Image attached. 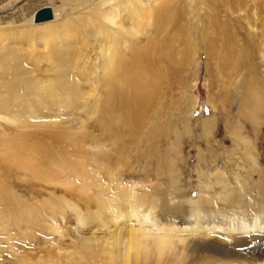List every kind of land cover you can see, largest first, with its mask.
<instances>
[{
  "label": "rangeland",
  "instance_id": "rangeland-1",
  "mask_svg": "<svg viewBox=\"0 0 264 264\" xmlns=\"http://www.w3.org/2000/svg\"><path fill=\"white\" fill-rule=\"evenodd\" d=\"M125 1L0 0V63H21L23 74L42 80L50 78L46 63H59L64 54L76 58L75 63H84L88 71L93 64L102 63V36L88 33L84 37L80 33L81 39L67 47L55 41L51 28L75 16L77 20L85 19L86 32L92 31L87 20L92 21L93 9L116 5L120 7L117 22L129 25L130 1ZM145 2L148 8L166 2L173 8V23L156 30L153 15H147L138 33L140 46H156V63L152 66L158 69L155 73H141V81L156 94L142 141L134 142L136 138L125 132L119 144L121 132L116 127L121 125L115 121L113 133L100 127L102 102L86 92L56 118L51 110L44 109L45 114L53 116L18 121L10 111L0 109V187L1 194L10 197L0 196V264H112L111 246L118 241L114 251L119 257L131 227L157 232L150 222L138 220L133 209L158 218L165 227L176 224L185 229L178 230L180 235L188 237L187 229L195 221L191 219L194 214L190 199H204L210 192L209 198L220 204L223 186L244 187L251 194L250 188L256 191L264 183V91L260 88L253 93V105H243L244 69H235L240 55L242 60L255 62L254 81L262 80L264 90V0ZM46 7L48 18L50 11L60 17L37 24L35 14ZM211 24L221 25L235 41L227 47L228 52L224 51L234 54L230 62L221 59L226 56L220 52L224 49V33L216 32ZM205 35L211 37L221 60L208 51ZM127 45L129 48V41ZM127 49L125 55L130 56ZM99 82L105 89L103 78ZM89 86L86 82L83 88ZM34 99L35 96L25 101ZM36 130L39 134H73H65L61 143H54L61 148L56 150L59 153L55 160H50L49 142L29 148L27 154L36 156L34 162L46 155L48 165L41 168L43 174L25 169L9 151L10 139L22 144L14 137L17 133ZM74 137H79L80 142H75ZM65 163L70 169L63 166ZM88 172L95 177L91 179ZM214 172L222 174L225 185ZM108 204L118 208L121 216L114 218V213L109 212L98 216L96 212ZM213 231L196 233L194 238L197 257L208 255L202 264L222 262L211 250L214 247L235 250L233 239L223 236L219 229ZM167 254L159 259L153 257L149 264H169L173 257ZM117 255L114 264H123ZM258 256L257 263L264 264V251ZM246 260V264H253L249 258Z\"/></svg>",
  "mask_w": 264,
  "mask_h": 264
},
{
  "label": "bare ground",
  "instance_id": "bare-ground-1",
  "mask_svg": "<svg viewBox=\"0 0 264 264\" xmlns=\"http://www.w3.org/2000/svg\"><path fill=\"white\" fill-rule=\"evenodd\" d=\"M126 1H130V7L128 9L129 14L127 16L129 18V25H126L125 21L121 24L117 22L120 7L116 5L109 9L106 8L108 6L104 9H93L91 16L92 21L87 20L92 31L86 32L85 19L77 20L75 16L72 17V21L65 24L60 23V25L51 28L56 36L55 41L67 47L71 42H78L79 38L81 39L80 33H82L84 37L87 36L88 33V36L90 34L95 37L102 36V39H100V41L103 40L102 42H104V44L101 43L102 47L100 48V59H102V63H100V65L99 63L93 64V66L91 65L92 67L87 69L88 71L85 70L84 63H75L76 58H68L64 54H62L63 56L60 58L57 57V59L59 58V63H46V65L49 66L46 71H50V78L46 77L42 80L36 78L37 76L32 78L26 73L23 74L22 71H24V69L21 67V63H13V65H11V63H0L2 64V70H0V109H7L11 112L12 118L18 121H28L30 118L35 119L38 116L40 117V115L45 118L44 115H46V117H51L56 114L54 116L56 118L58 114H64L63 111L66 107V109L71 108L76 99L81 95H86V92L87 95H93L102 102L101 109H104V111L102 117L99 119V123H101L99 124L100 127L109 129V132L113 133L116 131V129L114 131L113 127L116 121L118 122L117 124L122 126L116 127L117 131L121 132L118 138L119 144V139L123 138L126 133H128L131 138H136L134 142L140 141L148 121L147 117L156 99V97L154 99L156 95L155 91L149 89L146 83L141 81V73L145 71L154 72L156 69L152 66L153 63H156V46L152 43L145 46L142 44L143 46H140L138 44V33L141 30L140 26L142 27L143 25V20H145V17H148L147 15H153L152 19L155 27L154 29L156 30L164 29L170 22L173 23V8L168 6L166 2L157 7L151 5V8H148L145 7V0ZM48 12V7L37 11L34 19L37 24L43 23L42 20L52 19L51 21H55L56 18L60 17L56 13H53V11H50V17L45 18L46 15H49ZM52 14L54 16H52ZM211 26L216 32L218 30V32L224 33V39L221 42V45H224V49L220 52H223L222 54L224 56L226 54V56H221V59H225L223 60L224 62H230L232 58H235L234 54L230 51L229 53H224V51L228 52L227 47L229 48V46L235 44V41H232L233 38L230 37L227 30L225 31V29L221 28V25L216 27L215 24H211ZM94 28H96V32H93ZM129 35H131V40L129 39ZM203 38L208 40V51L218 56L219 50L217 51L214 44H212L213 41H211V37L205 35ZM128 41L130 42L129 48L127 45ZM101 45L98 44L97 46ZM126 49L129 50L130 56L125 55ZM70 50L71 49H69V52H71V54L75 52L74 50ZM75 54L76 53L73 54V57L76 56ZM250 56L252 55L250 54ZM218 59H220V57ZM242 59L243 57L241 55L238 56L236 59L238 62L235 66V69H244V75L241 81V90H243L242 102L243 105H253L256 102L253 93H258L260 88L264 91L263 82L259 76L257 79L261 81L257 83L254 81L257 75L255 62ZM71 61L74 63H69ZM155 67H157V65H155ZM253 68L254 72H252ZM80 71L83 73L82 75ZM156 77H158V75ZM102 78L105 89L100 86L99 80ZM86 82H88L90 86L84 89L83 85ZM147 82L149 83L148 80ZM33 96H35L34 100L29 102L25 101ZM18 104H20V106H15ZM13 106L16 108H13ZM44 109L51 110L53 115H49L48 113L45 114ZM119 127L121 128L119 129ZM36 133L21 132L19 135H17V133V136L15 135L14 137L20 139L22 144H19L17 141L10 142L12 140L10 139L9 151H13L12 155L16 157L15 160L24 165L26 167L25 169L31 168L34 172L43 174L45 171L41 170V168L48 165L46 155L34 162L36 156L27 154L29 148L33 145L43 146L44 142L47 144L50 143V147L52 148V151H49L51 155L50 160H55L56 155L59 153V151L56 150L61 148L59 145L55 146L54 143H61L65 138V134L70 137H73V134L69 135L62 131L50 133L43 131V134H39L37 130ZM74 140L75 142H80L79 137ZM106 158L107 157H105V159ZM77 164L79 163L77 162ZM65 165L67 164H63L64 167H66ZM66 168L70 169L69 167ZM68 171L71 172V170ZM92 173L93 172H88L91 179L95 177V174ZM215 174L219 177V182L225 185L226 181L221 177L222 174L220 172H214V176ZM2 189L3 188L0 187L1 199L10 198L7 195L1 194ZM255 190L256 191H254V188H250V194L244 187L223 186L221 198L219 200L220 204H216L209 198L212 196L210 192L208 197L204 199H190L188 202L191 204L192 213L194 214L191 219L194 217L195 220L193 224H190L191 227L187 229L192 233L190 234L189 232L190 236L188 237H190V240H188V237L180 235L178 230L180 229L183 231L185 229H181L180 227L177 228L178 226L176 224L172 225L171 223V225L165 227L166 224H163L164 226L160 224L158 218H149L148 213L133 209L132 212L138 220L150 222L157 228V232L152 233L150 231L137 230L131 227L130 236L127 235L128 241L126 247H123L125 250L120 253L119 256L120 262L123 264H149L153 257L156 256L159 259L162 255L168 253L173 257L169 264H202V262L207 259L206 256L208 255L197 257L199 255L197 254L198 251L194 249L198 246L194 241V238L198 236L196 233L207 234L210 231L219 229L223 236L233 239V247L235 248V250L232 248L224 250L218 247L211 249L222 261L219 264H246L247 258L250 259L249 263L253 261V264H259L257 263V259L259 258L258 254L264 251V183L256 187ZM174 204L177 206V203ZM117 209L114 205L109 206L108 204V206L105 207L101 206L96 213L100 217L108 212L114 213V218H118L121 216V212H117ZM251 211L253 212L251 213ZM190 225L188 224V226ZM204 231L207 232L204 233ZM117 242L118 241H114V244L111 246L112 250L109 254L112 264H114L116 260L117 254L115 255L114 248L118 245ZM247 251H250L249 255ZM156 263H158V261ZM261 263L262 262H260V264Z\"/></svg>",
  "mask_w": 264,
  "mask_h": 264
},
{
  "label": "water",
  "instance_id": "water-1",
  "mask_svg": "<svg viewBox=\"0 0 264 264\" xmlns=\"http://www.w3.org/2000/svg\"><path fill=\"white\" fill-rule=\"evenodd\" d=\"M48 16L46 15L45 18H47Z\"/></svg>",
  "mask_w": 264,
  "mask_h": 264
}]
</instances>
